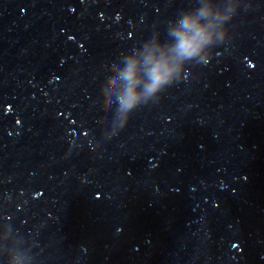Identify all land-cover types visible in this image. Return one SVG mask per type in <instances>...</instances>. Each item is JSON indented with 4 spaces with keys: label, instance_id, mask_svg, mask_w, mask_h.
<instances>
[{
    "label": "water",
    "instance_id": "95a60500",
    "mask_svg": "<svg viewBox=\"0 0 264 264\" xmlns=\"http://www.w3.org/2000/svg\"><path fill=\"white\" fill-rule=\"evenodd\" d=\"M234 3L119 130L126 58ZM0 264H264V0H0Z\"/></svg>",
    "mask_w": 264,
    "mask_h": 264
},
{
    "label": "clouds",
    "instance_id": "9594fccd",
    "mask_svg": "<svg viewBox=\"0 0 264 264\" xmlns=\"http://www.w3.org/2000/svg\"><path fill=\"white\" fill-rule=\"evenodd\" d=\"M237 7L234 3L223 14L215 13L211 5L197 12H186L170 33L175 37L174 44H150L142 53L126 58L125 66L117 76L125 82L118 95L119 130L128 126L134 110L149 100L159 101L170 86L187 81L185 73L189 71L190 62L203 61V66L210 63V49L230 38L222 25L232 19ZM206 18L211 19L202 23Z\"/></svg>",
    "mask_w": 264,
    "mask_h": 264
}]
</instances>
